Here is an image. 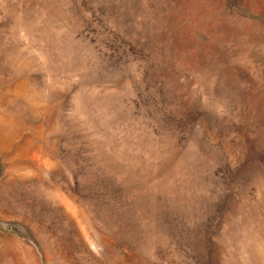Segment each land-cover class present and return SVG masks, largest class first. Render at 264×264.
Listing matches in <instances>:
<instances>
[{
    "label": "rangeland",
    "instance_id": "rangeland-1",
    "mask_svg": "<svg viewBox=\"0 0 264 264\" xmlns=\"http://www.w3.org/2000/svg\"><path fill=\"white\" fill-rule=\"evenodd\" d=\"M0 264H264V0H0Z\"/></svg>",
    "mask_w": 264,
    "mask_h": 264
}]
</instances>
